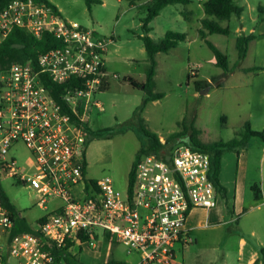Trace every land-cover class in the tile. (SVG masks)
Here are the masks:
<instances>
[{"label": "built area", "instance_id": "2783aa9c", "mask_svg": "<svg viewBox=\"0 0 264 264\" xmlns=\"http://www.w3.org/2000/svg\"><path fill=\"white\" fill-rule=\"evenodd\" d=\"M15 27L36 37L50 32L60 45L0 73V182L10 177L26 184L39 206L48 198L62 204L44 215L38 233L10 236L12 215L0 198V264H61L54 247L68 241L94 247L98 231L137 254L136 264H183L174 247L192 241L188 215L194 208L209 210L220 199L209 175L210 154L171 142L160 154L139 156L124 193L107 176L87 184L86 118L92 107L102 110L95 94L107 83L104 55L112 38L33 0H11L0 9V42ZM50 84L63 86L58 98ZM18 143L33 157L28 174L10 154ZM79 234L89 239L81 241Z\"/></svg>", "mask_w": 264, "mask_h": 264}, {"label": "rangeland", "instance_id": "374dc122", "mask_svg": "<svg viewBox=\"0 0 264 264\" xmlns=\"http://www.w3.org/2000/svg\"><path fill=\"white\" fill-rule=\"evenodd\" d=\"M50 1L64 19L77 22L98 35L112 38L104 55L107 87L95 94V100L100 102L102 110L92 107L86 118L91 131H101L100 136L91 139L86 148L88 178L110 177L114 187L124 193L128 172L140 146L137 134L141 125L157 136L167 138L182 129V120L184 126H189L194 111H197V122L207 125L214 134L215 131L225 130L222 113H229V121L232 122L238 112L246 109L247 87L244 82L236 80V75L241 73L236 69L238 60L233 34L226 37L218 33L212 34L209 41L227 55L229 67L235 76L225 75L223 69L215 65L213 53L207 45L204 44L200 50L188 51L180 43L177 48L156 54L153 92H161L163 96L148 101L136 113L145 92L132 87L129 79L144 82L148 67L147 54L140 39L141 19L146 14L142 7L145 0H99L89 6L85 0ZM184 6L185 4L169 5L150 22L149 35L157 41L167 30L187 33L183 30L187 22L182 17L172 18L177 8ZM249 61L245 64L248 65ZM195 71L202 80L206 77L212 79V83L209 82L211 92L208 96L202 92L209 84L194 94L195 78L192 73ZM236 95L239 96L240 105L232 112ZM209 130L203 137L207 136ZM10 154L15 157L18 167L27 174L30 173L33 157L22 143L15 145ZM1 183L11 202L34 228L38 227L40 217L62 204L57 198H48L45 203L47 208H41L38 205V195L31 193V188L26 184L10 177L1 178ZM225 210L230 212L226 220L230 219L233 214L224 206ZM191 215L198 218L201 216L197 211L191 212ZM240 217L239 229L236 215H233V220L223 222L205 218L200 226L191 227L189 235L192 241L182 248L178 244L174 247L176 259L183 264H254L257 259L255 264H263L260 248L264 247V206L257 207L254 211L249 210ZM251 230L255 232V236L249 234ZM98 236L95 246L105 241L101 231H98ZM77 248L75 245L71 250ZM119 249L124 255L123 247L119 246ZM91 250L90 246H81L79 258L82 262L93 263ZM127 257V264L135 263L134 255Z\"/></svg>", "mask_w": 264, "mask_h": 264}, {"label": "trees", "instance_id": "16d2710c", "mask_svg": "<svg viewBox=\"0 0 264 264\" xmlns=\"http://www.w3.org/2000/svg\"><path fill=\"white\" fill-rule=\"evenodd\" d=\"M10 1L11 0H0V9ZM33 1L39 3L43 2L59 14V11L56 6L52 4L49 0ZM85 1L88 6L92 2H99V0ZM190 1L191 0H147L142 4V7L146 10V14L141 19L142 35H140V39L147 54L148 67L145 71L144 82L138 83L133 79H129V84L132 87L142 89V91L145 92V97L143 98L141 105L136 109V113L140 112L148 101L160 99L163 96V93L161 92H153V78L155 75L156 67L155 55L158 52H168L170 49L174 48L179 42L184 41L186 38V35L184 33L167 30L164 32L163 36L156 41L149 35V24L159 14L160 10L166 5L186 4ZM131 2H133V0H131ZM202 5L204 8V12L207 16H213L218 19H229L232 15L239 16L242 11V9L237 6L233 0H203ZM182 14L186 16L185 12H183ZM207 16L201 20V28L199 29V35L205 40L206 45L212 51L216 66L223 69L225 75H229L232 70L229 67L228 58L226 54L222 52L217 46H215L212 42L206 39V31L209 33H219L226 35L229 33L230 30L228 27L221 26L218 21L210 19ZM253 38L254 36L251 34L237 36L235 44L238 54L237 65H239L241 60L244 58L247 51L248 42ZM59 45V39H57L50 32H44L39 37H36L24 30L23 28L15 27L0 42V73L14 62L24 61L28 59L34 61L40 53ZM207 84H209L207 81H194V86L196 90H200ZM49 87L52 90L53 96L58 98V92L63 88V86L57 84H50ZM106 87L107 83H104L101 86V90H104ZM181 123L184 126V120H182ZM100 132L101 131L99 130L91 131L88 128L85 146L87 147L88 142L91 139L100 136ZM197 133L198 130L193 126L191 122L189 126H184V129L182 131L173 133L164 141H161L155 133L148 131L141 125L137 134L140 140V146L135 153L134 160L128 172V187L132 185L134 178L135 162L139 158V156L145 153L160 154L166 145L170 144L171 142H176V140L181 136L189 134V145L195 148L205 150L210 154V178L214 183L216 191L220 194L224 202V206L232 212V204L229 203L227 189L224 185L220 183L219 180L222 154L228 150H232L239 153L241 150L246 149L248 147L249 142L252 138H257L264 143V132L254 131L253 129H251L250 124L248 122H245L238 130L237 136L227 141L219 140L203 143L196 138ZM86 164L87 162L85 161V167ZM83 173L85 174V169L83 170ZM86 182L87 184L89 182L95 183V179L88 178ZM251 190L253 191L254 199L259 200L260 192L258 187L256 185H252ZM0 198L2 203L8 208L12 215L13 227L11 229L10 236L22 232L38 233V231L23 217L21 211L16 207V205L11 202L7 193L3 189L1 182ZM43 219L44 216L40 217L38 223H41ZM79 237L81 241L89 239V236L87 235L79 234ZM73 245L74 243L68 241L65 247H54L52 249L57 263L62 262L65 264H86L82 262L79 258L80 246H78L76 250H71V247ZM260 254L263 258L264 264V247L260 248ZM109 261H115L119 264H124L121 261H116L113 259ZM256 262L257 261L255 260L254 264ZM95 264H102V262H98Z\"/></svg>", "mask_w": 264, "mask_h": 264}, {"label": "crops", "instance_id": "0c3cea01", "mask_svg": "<svg viewBox=\"0 0 264 264\" xmlns=\"http://www.w3.org/2000/svg\"><path fill=\"white\" fill-rule=\"evenodd\" d=\"M202 1L203 0H191L190 2L186 3L183 8L179 7L180 10L177 8L176 12L172 14V18L179 19V17H182L187 22V24H184L183 29L185 32H187L184 33L186 38L184 41L179 42L174 48H177L178 45L182 43L184 47L190 51L192 49L200 50L203 48L204 44L206 45L205 40L199 35L201 20L207 16L204 12ZM233 1L242 9L239 16L232 15L229 19H218L213 16L207 17L218 21L221 26L229 28L230 31L228 34L220 35H224L226 37L230 34H233L234 47L237 36L249 34L254 36V38L248 42L246 54L236 68L237 71L241 73L240 75H236V80L239 79L240 82H244L245 86L247 87V107L243 111L238 112L235 120L232 122L229 121V113H222L221 117H223L224 120L225 130L222 132L215 131L214 134H212L211 130L206 127L207 125H204L202 122H197L199 116L197 111H194L189 124L192 122L193 126L198 130L196 138L203 143L219 140L227 141L233 137H236L238 130L245 122H248L251 129L254 131L264 132V0ZM168 6L169 5L163 7L156 17H158L163 10L167 9ZM183 12L186 13V16L182 14ZM212 34L217 33H209L206 31V39L209 40V37ZM236 56L238 58L237 50ZM247 60H250L248 65L245 64ZM192 75H194V81L202 80L199 78V75L196 73V71L192 73ZM231 75L232 77L235 76L233 72L230 73V76ZM202 81H207L209 83L212 81V79H208L206 77ZM216 85L218 86L219 84ZM197 92L198 90L195 88L194 94ZM210 92L211 86L209 84V87L202 93L208 96ZM239 105L240 99L239 96L236 95L233 100V107H231V111L235 112L237 110L236 106L238 107ZM183 129L184 126L182 125V129L178 132L182 131ZM208 130L209 132L207 136L203 137V134ZM158 137L161 141L166 139L162 138L161 136ZM85 175L87 178L89 177L87 176V164ZM219 180L220 183L227 189L229 203L232 204L231 214L238 216L237 229H239L241 214L246 213L249 210L254 211L255 208L264 206V143L257 138H252L248 147L241 150L239 153L232 150L225 151L221 157ZM252 185H256L259 189V200L254 199L253 191L251 190ZM40 207L45 209L47 208L46 205ZM193 211L199 212L201 215L200 218L192 216L191 212ZM191 212L188 215L186 221V226L189 229V233L191 227L200 226L204 223L205 218H211L213 222H223L234 219L233 215H231L230 219L226 220V217H228V213L230 214V212H226V210L224 211V202L222 198L220 199V202L216 208H211L209 210H205L203 208H194ZM260 215L262 216V214ZM249 234L251 236H255V232L253 230H251ZM103 239L105 240L104 242L102 241L98 246L92 247V250L90 251L92 258L94 259L93 263L91 264L112 259L127 264V256L131 254L126 252L125 247L115 241H110L107 238ZM119 246L123 247V251L125 253L124 255L121 254L122 251L119 249ZM132 255L135 256L134 264H136L139 256L137 254ZM124 256L126 257L125 259L122 258Z\"/></svg>", "mask_w": 264, "mask_h": 264}, {"label": "water", "instance_id": "95a60500", "mask_svg": "<svg viewBox=\"0 0 264 264\" xmlns=\"http://www.w3.org/2000/svg\"><path fill=\"white\" fill-rule=\"evenodd\" d=\"M177 142H184V143L189 144L190 143V136L189 135L181 136L177 139Z\"/></svg>", "mask_w": 264, "mask_h": 264}]
</instances>
